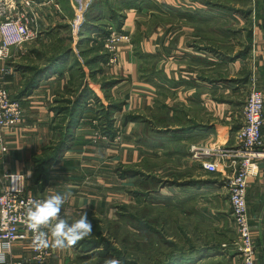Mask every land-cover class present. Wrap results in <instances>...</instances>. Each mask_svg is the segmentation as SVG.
<instances>
[{"label": "crops", "instance_id": "obj_1", "mask_svg": "<svg viewBox=\"0 0 264 264\" xmlns=\"http://www.w3.org/2000/svg\"><path fill=\"white\" fill-rule=\"evenodd\" d=\"M32 1L39 20V37L21 53L34 60L33 50L41 48L49 51L48 58L51 45L65 35L63 30L58 31L59 26L68 25L74 16L72 0ZM92 1L88 0L89 4ZM152 1L156 9L126 12L122 31L130 35L132 42L119 46L115 61L103 66L107 77L119 80L113 96L127 103L119 117H133L121 124L122 141L115 144L83 122L76 131L78 143L50 168L44 187L34 176L36 160L52 142L55 114L51 107L68 75L62 78L56 73L42 80L30 96L18 98L24 79L16 68L29 61L20 63L19 56L12 53L8 65L0 63V68L11 70L10 79L3 84L24 114L22 124L5 135L7 151L2 152L0 145V186L6 174H23L28 177L27 194L45 199L52 193L70 192L61 214L70 221L78 219L83 203L92 221L112 211L110 181L117 178L125 188L126 180L117 172L120 166L138 163L139 178L161 180L147 197L151 206L182 211L181 245H177L175 237H164L181 247L183 261L179 264H228L229 249L238 233L226 185L233 170L223 169V164L227 166L231 160L220 165V172L209 173L203 168L204 160L193 157V149L234 148L253 80L264 96V0H216L241 10L239 13L202 8L194 0ZM155 15L168 21L159 25L153 21L157 26L149 30L147 24ZM207 18L212 22L203 23L202 19ZM138 32L143 37L141 50L149 58H140L135 52ZM74 40L75 49L78 37ZM147 68L149 72L155 69V73H162L161 77H148ZM91 88L104 100L100 85L91 84ZM116 127L119 130L117 122ZM144 129L149 133H143ZM162 130L168 133H159ZM262 135L259 150L264 152V125ZM148 160L149 167H142ZM161 169L166 173L162 175ZM169 177L177 178L178 184L162 187ZM246 199L256 246L255 264H264V158L254 160L250 167ZM51 250L47 264H78V245ZM11 257L13 261L34 264L31 243H16Z\"/></svg>", "mask_w": 264, "mask_h": 264}, {"label": "trees", "instance_id": "obj_2", "mask_svg": "<svg viewBox=\"0 0 264 264\" xmlns=\"http://www.w3.org/2000/svg\"><path fill=\"white\" fill-rule=\"evenodd\" d=\"M194 2L197 5H201L202 8L219 9L226 12H242L241 10L221 5L216 0H194ZM157 7V4L152 0H93L86 12L85 22L79 30L75 49L73 48L75 40L73 35H71L69 26H59L58 31L61 32L63 30L65 35L51 45L50 57L47 58V53L49 52L35 49L33 53L35 57L42 61V64L20 65L16 68L22 75V79H24L22 82L23 90L18 98L30 96L41 85L42 80L56 73L62 78L68 75L64 89L55 95V100L51 107V111L55 114L51 125L53 132L52 142L43 149L41 156L36 160L34 176L36 182L42 183L43 187L48 182L50 168L60 163L64 155L78 143L76 131L83 122L87 121L95 129L99 130L102 136L111 141L115 140L118 133L116 120L118 115L126 110L127 103L125 100L113 96L112 91L118 85L119 80L109 78L104 73L103 66L109 63L111 56L105 50L104 43L110 37L112 30L122 31L127 11L137 10L142 12L144 9H156ZM167 8L181 12V10L176 8ZM196 9L199 10L198 8ZM243 13L247 15V12ZM165 20L166 18L163 16L155 15L152 21L159 25L163 24L162 22ZM202 21L206 24L212 22L209 18L202 19ZM134 43L138 45L135 50L138 56L144 59L149 58L139 47V36L134 39ZM248 50L249 48L245 49L246 52ZM41 65L47 66L41 68ZM147 70L148 68L146 69V72L149 73L148 77L151 75L161 77L162 73H155V69L152 72ZM91 84L100 85L104 100L98 97L91 88ZM14 100L16 99L14 98ZM132 118L130 115H125L123 123H128L129 119ZM134 120L142 121V118L135 117ZM159 133L167 134L168 132L162 130ZM117 172L120 173L122 180L133 179L135 181L138 179L135 170L131 168H127L124 171L118 170ZM143 179L151 181L150 184L153 183L154 188L161 184V180L149 176ZM189 185H195V183L189 182ZM150 192L151 189L147 185L146 188H143L141 192L135 193V195L138 200L140 197H149ZM121 210V212H118L116 223L108 222V226L104 229L100 225L93 226L91 236L77 243L80 249L78 264H103L105 258H116L120 260L121 264H139L138 256L131 253L135 246H128V238L126 236L121 238L120 230L122 225L120 226V224L123 221L126 223L123 227L131 229L136 234L134 237L138 238L139 234L140 237L146 236L147 240L149 239L147 243L145 239H140L143 240L142 244L150 243L151 247L154 246L151 237L155 235L161 240V245L164 242L165 248L170 249L169 251L156 250L158 255L156 254L157 262L154 264H179L183 261L181 247L164 240V236L157 230L159 219L146 221L142 216L132 214L130 207L126 204L121 206ZM111 227H114L113 230L110 229ZM136 242L135 245L138 244L137 246H139L138 239ZM117 244L121 248H117Z\"/></svg>", "mask_w": 264, "mask_h": 264}, {"label": "built area", "instance_id": "obj_3", "mask_svg": "<svg viewBox=\"0 0 264 264\" xmlns=\"http://www.w3.org/2000/svg\"><path fill=\"white\" fill-rule=\"evenodd\" d=\"M76 17L72 23V31L76 36L84 23V15L90 5L88 0H73ZM35 3L32 0H0V62L10 56L12 47H19L36 40L39 35L38 17ZM106 47L116 51L117 47L130 43L128 36L113 33L107 40ZM115 50V51H114ZM115 60H112L113 63ZM11 70L0 69V145L2 152L7 151L5 138L23 122V109L19 102L12 99L6 86L1 83ZM264 125V96L257 88L256 80L244 106L243 125L236 134L234 148H194L193 157L203 161V168L209 173L220 172V165L231 160L223 169H232L227 178L229 202L232 216L237 226L235 246L241 264H255L256 246L252 239L248 215L247 188L249 170L256 159L264 158L259 149L263 144L262 128ZM28 177L23 174H6L0 186V242L9 243L10 250L5 264H27L24 261H13L12 250L16 243L30 242L34 264H47L51 255V247L37 250L32 243L33 233L24 223L28 201L40 199L26 192ZM47 231V229H42Z\"/></svg>", "mask_w": 264, "mask_h": 264}, {"label": "rangeland", "instance_id": "obj_4", "mask_svg": "<svg viewBox=\"0 0 264 264\" xmlns=\"http://www.w3.org/2000/svg\"><path fill=\"white\" fill-rule=\"evenodd\" d=\"M89 6H88V8H89ZM72 8H73V5H72ZM73 11H74V16H73L72 19H70L68 21V26H69V30L71 32V35H73V37H75V35L73 34V31H72V29H73L72 28V23H73L74 18L76 17V12H75L74 9H73ZM85 15H86V13H85ZM85 15H84V20H85ZM167 21L168 20L166 19L162 23L165 24ZM152 22L153 21H149V23L147 24V26L149 27V30H151L153 26H156ZM114 32L117 33L118 35L119 34H121L123 36L126 35V34L123 33V31L119 32V31H116V30H112L111 35ZM111 35H110V37H111ZM76 36H78V34ZM126 36H128L129 39H130V42H132V38L130 37V35H126ZM138 36H139V47L141 49L140 45H141L143 37H142V35L139 32H138ZM38 37L36 38L35 41H37ZM110 37L108 39H106L105 43H104L105 50L111 54L109 62L112 61V60H115L117 51L119 49V46H118L116 51L114 50L115 52H113L112 50H110L109 48L106 47V45H107L106 42H107V40L110 39ZM145 38L147 39V37H145ZM35 41H33V42L29 43V44L32 45V44L35 43ZM30 45L25 44V45L19 46V47H12L11 50H10V56H11L12 53L13 54L15 53L17 57L19 56L18 59H19L20 63H23V62L27 61L28 57L24 56L23 53H21V52L23 51L22 49L24 47L28 48ZM39 50H42V49L39 48ZM46 52H49V51H46ZM47 54L49 56V53H47ZM10 56L7 59H4V61H1L0 62L1 65L5 64V63H6L5 66L8 65L7 61L10 59ZM28 61L29 62L26 63V64H34V65L35 64H42V61H40L37 57H34L33 61L32 60H28ZM30 61H32V62H30ZM5 69L10 70L9 68H6V67H5ZM148 72H149V70H148ZM7 79H8V76H6L4 81H6ZM1 83H4V82L2 81ZM163 101H164V98H163ZM119 116H120V114L118 115V117ZM118 117H117L116 122L118 124L119 130H118V133H117V136H116L115 140H113V142L115 144H119L122 141V138H123V135H119V131H122L121 130V124L124 122V117H123V120H122V118H120V117L118 118ZM149 128L151 129V127H149ZM94 132H95V134L98 133L99 135H101L100 131L97 130V129H95ZM147 132L149 133V131L147 129L146 130L144 129L143 133L146 134ZM135 138H136V142H137V138L138 137L135 136ZM129 160H130V158L128 157V161ZM149 161L150 160L146 161L142 165V167L143 166L146 167V168L149 167ZM127 168H131V169L135 170V173L138 175V163L137 164L129 163L126 166L121 165L119 170H121V171L123 170L124 171ZM160 171H161L162 175L166 173V172L162 171V169ZM169 174L171 175L172 173H169ZM152 175H155V174H152ZM166 180L167 181H164V183L162 184V187H168L170 184H174V183L178 184L177 178L171 179L169 177V179H166ZM143 182H147V183H143ZM150 182L151 181L144 180L143 177L142 178L138 177V179H136L135 181H133V179H127L126 183H125L126 185H125V188H124V187H122L123 186L122 183L118 182L117 178H115L113 181H110L111 186H110L109 204L111 205L112 211H111V213H108L105 216H104V213H103L102 215H103L104 219H102V215L101 216L98 215L99 218H96V219L91 221L93 226L100 225V227H102L104 229V228H106L108 226L107 225L108 222H110V223H114L115 222L116 223L117 220H118V212L122 211L121 210V206L126 204L128 207H130V212L132 214H136L137 216L139 215L140 217L142 216V218H144V220H146V221H153L155 219H159V225L157 226V230L159 232H161V234L164 237H166L168 235H170L172 237H175L174 239L176 240L177 245H179V244L181 245V242H182V224H183L182 211L180 209L179 210L171 209V208H167L166 209L164 207L154 208V207L151 206L149 198H147L145 196L138 198V200L136 198L135 193L141 192L143 190V188L147 187V185H148V188H150L151 190L154 189L153 183L150 184ZM174 186H176V185H174ZM121 198H123V199L125 198V201H123ZM118 199L121 200L122 202L120 201L118 203V201H117ZM124 202H126V203H124ZM118 204H120V205L122 204V205L120 206ZM99 214H101V213H99ZM124 222L125 221H123L120 224V226L122 225V229L120 230L121 238H124L126 236L128 238V241H127L128 246H130V245H132V246L134 245L135 246V249L131 253H134V254H136L138 256L139 264H154L155 262H157L156 254L158 255V252H156V250L157 251H158V249H162L164 251H169L170 250V249L165 248L166 246H164V244H165L164 242L161 245V240H159V237L155 236V235H153V236L151 235L153 237V238L151 237V240L154 243V246L151 247L150 243L142 244L143 240H140V239H145L146 243L148 242L149 239L147 240L146 236L140 237L139 234H138V238L134 237L136 234L133 231H131V229H125V227H123V226L126 225V223H124ZM113 228L114 227H111L110 229L113 230ZM104 235L106 236V234H104ZM137 239H138V242L140 244L139 246H137L138 244L135 245L137 243L136 242ZM121 240H123V239H121ZM236 240H237V237L233 241V243L231 244V247L229 249V254L230 255H229V259H228V264H241V259H240V257L238 258V252H237V248L235 246ZM116 247L117 248H121L118 244L116 245ZM208 262H211V261H208Z\"/></svg>", "mask_w": 264, "mask_h": 264}, {"label": "clouds", "instance_id": "obj_5", "mask_svg": "<svg viewBox=\"0 0 264 264\" xmlns=\"http://www.w3.org/2000/svg\"><path fill=\"white\" fill-rule=\"evenodd\" d=\"M70 195V192L52 193L45 199L28 201L24 223L33 233L32 243L35 249L74 248L79 241L91 236L93 224L88 218L87 205L81 204L78 219L70 221L61 214L62 207ZM9 250V243L0 242V264H5ZM103 264H121V262L116 258H105Z\"/></svg>", "mask_w": 264, "mask_h": 264}]
</instances>
